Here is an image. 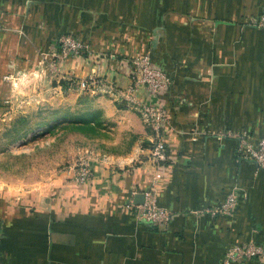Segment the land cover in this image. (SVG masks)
<instances>
[{"label": "crops", "instance_id": "obj_1", "mask_svg": "<svg viewBox=\"0 0 264 264\" xmlns=\"http://www.w3.org/2000/svg\"><path fill=\"white\" fill-rule=\"evenodd\" d=\"M262 13L264 0H0V103L19 80L48 84L51 62L77 83L103 81L81 96L102 121L89 182L59 173L35 189L0 187L2 264H220L233 244L264 245V169L227 134L264 137V29L249 24ZM64 33L96 55L56 59ZM141 53L171 79L159 99L137 94L167 114L159 162L149 158L152 132L124 100L129 59ZM151 187L171 211L167 225L125 206ZM229 191L235 212L212 213Z\"/></svg>", "mask_w": 264, "mask_h": 264}, {"label": "rangeland", "instance_id": "obj_2", "mask_svg": "<svg viewBox=\"0 0 264 264\" xmlns=\"http://www.w3.org/2000/svg\"><path fill=\"white\" fill-rule=\"evenodd\" d=\"M48 75L42 87L14 82L13 98L0 103V187L19 191L51 183L101 137L100 117L87 113L89 102L81 98L89 90L56 63L48 65Z\"/></svg>", "mask_w": 264, "mask_h": 264}, {"label": "built area", "instance_id": "obj_3", "mask_svg": "<svg viewBox=\"0 0 264 264\" xmlns=\"http://www.w3.org/2000/svg\"><path fill=\"white\" fill-rule=\"evenodd\" d=\"M249 24L264 29V13L249 20ZM58 54L56 59L69 57H93L95 51L87 43L77 39L71 33H64L58 39ZM132 67L130 84L125 90L124 100L127 106L138 112L145 125L152 132V145L149 147V158L155 162L165 159L166 144L165 131L168 118L160 102L152 99L139 100L137 97L140 87H144L149 97L159 99L171 85L169 75L157 66L149 53H141L129 59ZM54 65V62L49 63ZM74 78V77H71ZM75 79V78H74ZM78 85L81 89L91 90L103 85L100 77L88 76L80 78ZM111 87V86H110ZM229 136L238 141V151L246 158L253 160L260 169H264V137L253 139L246 129L237 132H228ZM60 174L65 176V181L72 185H81L89 182L92 169L86 157H79L72 163L64 166ZM139 191L131 192L132 198ZM132 198L126 203V208L131 209L137 219L147 221L154 227L167 225L171 219V211L157 203L155 189L151 187L144 192V201L140 204L133 202ZM238 205V198L234 191H229L225 199L216 207L210 209L212 213L231 216ZM264 245L252 238L242 243L231 245L223 255L220 264H243L251 259H263ZM0 264H2L0 257Z\"/></svg>", "mask_w": 264, "mask_h": 264}, {"label": "water", "instance_id": "obj_4", "mask_svg": "<svg viewBox=\"0 0 264 264\" xmlns=\"http://www.w3.org/2000/svg\"><path fill=\"white\" fill-rule=\"evenodd\" d=\"M144 201V194H140L136 196L135 203L140 204Z\"/></svg>", "mask_w": 264, "mask_h": 264}]
</instances>
